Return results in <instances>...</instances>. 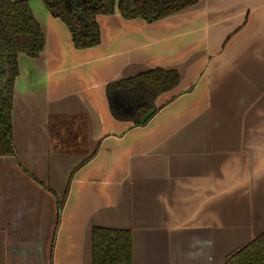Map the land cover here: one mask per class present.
<instances>
[{
    "label": "crops",
    "instance_id": "crops-1",
    "mask_svg": "<svg viewBox=\"0 0 264 264\" xmlns=\"http://www.w3.org/2000/svg\"><path fill=\"white\" fill-rule=\"evenodd\" d=\"M27 2L45 44L17 56L0 264H92L95 226L131 231L132 264H223L264 230V0H197L152 22L115 9L87 48ZM155 67L178 84L143 124L118 97L115 117L106 84Z\"/></svg>",
    "mask_w": 264,
    "mask_h": 264
},
{
    "label": "trees",
    "instance_id": "trees-1",
    "mask_svg": "<svg viewBox=\"0 0 264 264\" xmlns=\"http://www.w3.org/2000/svg\"><path fill=\"white\" fill-rule=\"evenodd\" d=\"M52 16L68 27L77 48L97 45L100 41L97 15L112 14L115 9L125 19L156 21L178 12L197 0H82L84 20L65 4V0H41ZM45 44L43 32L27 0H0V156L17 157L13 144L11 110L13 83L18 75L20 53L36 58ZM179 74L174 69L155 67L135 76L108 82L105 92L115 117L114 99L126 100L135 124H143L157 109L158 95L174 88ZM125 104V103H124ZM146 114V115H145ZM144 116V117H143ZM124 117V116H122ZM47 189L49 187L45 185ZM50 190V189H49ZM67 189L57 199L59 214ZM92 264H132V239L129 229L95 226L91 231ZM223 264H264V230L229 253Z\"/></svg>",
    "mask_w": 264,
    "mask_h": 264
},
{
    "label": "flooded vegetation",
    "instance_id": "flooded-vegetation-1",
    "mask_svg": "<svg viewBox=\"0 0 264 264\" xmlns=\"http://www.w3.org/2000/svg\"><path fill=\"white\" fill-rule=\"evenodd\" d=\"M66 6L69 10L73 11L79 18L84 20L83 12H82V0H65ZM113 103H115L113 101Z\"/></svg>",
    "mask_w": 264,
    "mask_h": 264
},
{
    "label": "water",
    "instance_id": "water-1",
    "mask_svg": "<svg viewBox=\"0 0 264 264\" xmlns=\"http://www.w3.org/2000/svg\"><path fill=\"white\" fill-rule=\"evenodd\" d=\"M14 92V91H13ZM13 96H14V93H13ZM12 105H13V99H12ZM225 260V259H224ZM224 262V261H223Z\"/></svg>",
    "mask_w": 264,
    "mask_h": 264
}]
</instances>
